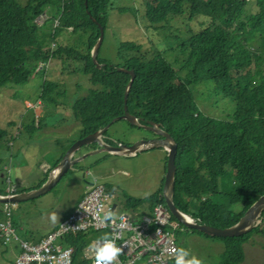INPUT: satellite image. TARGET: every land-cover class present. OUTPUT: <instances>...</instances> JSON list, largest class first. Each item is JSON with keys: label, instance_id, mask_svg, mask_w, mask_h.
I'll list each match as a JSON object with an SVG mask.
<instances>
[{"label": "trees", "instance_id": "1", "mask_svg": "<svg viewBox=\"0 0 264 264\" xmlns=\"http://www.w3.org/2000/svg\"><path fill=\"white\" fill-rule=\"evenodd\" d=\"M133 1L138 8L131 7L130 11L135 14L140 9L147 28H168V21L179 16L188 20L200 17L204 22L196 32L174 36V43L161 51L146 53L133 41H120L111 62L100 51L115 0H0V86H24L38 75L41 84L37 101L43 105L37 111L47 114L52 110L44 103H54V95L63 93L57 89L58 81L48 78L49 63L58 62L60 74L87 77L90 88L70 105L78 134L64 147V154L76 140L106 125L110 126L103 132L104 142L119 143L108 139V130L119 121L112 120L123 115L124 92L130 79L119 69L132 71L127 112L140 125L158 124L176 144L173 205L197 224L231 227L264 194V0ZM47 7L49 17L38 27L34 21ZM91 18L103 29L95 63L91 51L99 28ZM207 83L233 103L228 121L200 111L192 90ZM27 115V121L19 127L27 134H36L44 114ZM14 128L12 122L0 128V148L6 145L7 149L19 135ZM89 147L94 149L95 145ZM58 163L59 159L51 168ZM9 172L7 162L0 157V196L7 195L1 188L5 183L14 186V193H21L38 189L46 180L44 176L36 186L21 189L10 183ZM162 187L163 181L145 199L149 202L146 213L157 204L165 206ZM145 200L126 197L124 204L138 205ZM3 206L0 203V221H4ZM259 219L251 231L238 237H209L191 231L222 242L217 264H241L243 244L253 235L264 239V210ZM11 223L16 231L12 215ZM98 234H68L59 240L72 250L71 264H90L83 259V249L98 239ZM23 239L35 243L38 237L29 233ZM0 246L6 248L1 239Z\"/></svg>", "mask_w": 264, "mask_h": 264}, {"label": "rangeland", "instance_id": "2", "mask_svg": "<svg viewBox=\"0 0 264 264\" xmlns=\"http://www.w3.org/2000/svg\"><path fill=\"white\" fill-rule=\"evenodd\" d=\"M115 6L116 8L109 14V25L105 31L100 51V55L111 62L115 59L116 48L120 41H133L141 45L142 50L146 53H151L155 50L161 51L172 42L174 43V40L177 39L174 36L180 38L190 32H196L204 22V19L200 17L188 20L184 16H179L168 21V28L154 30L147 28L148 25L144 21L140 9L135 14L130 11L131 7L138 8L133 0H115ZM252 6L253 3L249 5L248 9ZM118 9L122 11L118 12ZM168 60L171 61L170 58ZM58 64V62L53 61L49 63L48 67H45L48 78L58 81L59 86H57V89L63 93L54 95V103H44L52 111L46 116L41 130L36 134H27L19 126L22 122L27 121L25 119L28 116L27 113L36 112L39 107L42 109L43 104H38L39 86L41 84L38 75L32 77L24 86H0V128H4L9 122L15 124L13 130L19 127V130L14 131L19 132V135L16 138L14 137L15 140L12 144L10 143L7 149H5L6 145L0 148V157L5 159L11 173L9 176L11 184L16 183L15 178L22 177L25 169L23 165L32 169L29 174L33 176L36 173L41 174L38 167L39 162H47L49 168L52 167L55 148L60 151L63 150L65 147V136H75L77 134V127L66 124L67 121H75L70 105L73 101L86 94L90 84L87 77L80 73L72 76L64 73L60 74V66ZM39 67H37L38 70ZM192 91L195 95V101L203 114L216 120L228 121L234 105L230 100L217 94L211 83L193 87ZM44 133H46L45 137H43ZM108 135L111 136L109 140L113 141V139H116V141L124 145L134 143L135 141L130 143L129 141L136 136L142 138L141 140L154 138L151 137L152 134L150 132L133 128L124 120L114 123L108 130ZM147 151L131 157H128V155H113L116 157L113 159L106 152H101L96 156L90 155L85 160H81L71 166L46 193L30 200L21 201L22 203H14L13 206L9 204L12 211V219L17 224L16 233L23 239L29 233L42 235L48 232L54 224H57L62 213L72 208L81 193L83 196L86 183H91L94 179L98 184H104L107 189L113 192L118 205L115 213H146L149 202L145 199L158 190L162 181L164 183L167 160L166 154L158 151L157 148ZM13 152H18L19 156L10 159L9 154ZM81 152L76 153L75 156L81 155ZM16 160L22 162L16 164ZM95 160L98 161L96 164L94 163ZM15 164L17 169H15ZM41 168L43 173L44 170L49 169L44 166ZM95 168L97 170L100 169L99 172H95ZM93 171L95 172L94 174ZM124 171L128 173H124ZM95 174H99L103 178H99ZM33 176L28 177L29 180ZM34 182L35 180L32 181V186H36L38 183ZM1 188L5 189L7 193L6 183L1 185ZM126 197L143 199L145 202L138 205H125ZM53 213L57 214L55 223L50 219ZM259 220L256 224H259ZM178 224V228L173 231L178 247L188 249L193 255L201 259L203 264H217L223 251L222 242L192 232L190 228L181 222ZM105 235H108L107 232H100L96 238L99 239ZM263 244L264 239L257 235H253L249 242L243 244L245 257L241 264H264ZM5 251L7 252H2L0 255V264H14L13 246L7 247Z\"/></svg>", "mask_w": 264, "mask_h": 264}, {"label": "built area", "instance_id": "3", "mask_svg": "<svg viewBox=\"0 0 264 264\" xmlns=\"http://www.w3.org/2000/svg\"><path fill=\"white\" fill-rule=\"evenodd\" d=\"M49 10L47 7L44 14L35 19L37 26L44 24L47 19L45 14ZM12 195H15L13 186L7 187L5 196ZM116 201L113 192L106 190L103 185L95 183L94 180L87 183L83 196L68 216L50 235L35 243L20 239L16 235L9 206L14 204L6 203L3 206L4 221H0V239L6 247H12L13 242L19 241L18 249L22 253L15 255L14 264H71L72 250L62 246L59 240L68 234L93 231L108 232L111 237H115L116 243L124 242L125 247H121L122 253L117 264H175L169 249L177 247L173 231L179 224L171 220V213L160 204L155 205L149 213H115L111 206L114 204L118 208ZM105 209H110L114 218L102 223ZM133 217L138 218V222L131 221ZM86 230L89 232H82ZM96 240L98 239L91 240L83 249V259L90 264H94V253L89 246Z\"/></svg>", "mask_w": 264, "mask_h": 264}, {"label": "water", "instance_id": "4", "mask_svg": "<svg viewBox=\"0 0 264 264\" xmlns=\"http://www.w3.org/2000/svg\"><path fill=\"white\" fill-rule=\"evenodd\" d=\"M93 22L95 20L91 18ZM96 23V22H95ZM97 24V23H96ZM99 28V37L97 39V42L95 43L92 51H91V57L93 62L95 63V56L97 55V51L101 45L102 38H103V29L102 27L97 24ZM99 67L100 65H97ZM127 74L130 75L129 82L126 86L125 92H124V106H123V115L113 119L111 123H113L116 120H124L130 125L139 127L143 130L149 131L155 135L158 136V138H152V139H145V140H138L130 145H124L119 144L117 146L107 145L105 143H102L99 140V136L102 135L103 131L107 130L110 125H106L102 130H98L93 134H90L88 136H85L82 139L76 140L64 153L63 158L61 161L52 168L53 171H57V175L54 177H51V174L47 178L44 184H42L38 189L30 192H25L21 194H15L12 196H0V203H19L21 201H26L33 199L41 194L46 193L49 191L52 186L67 172V170L73 166L75 163L79 162L80 159H74L73 161H70L69 156L73 154L74 152L78 151L81 147L94 143L98 150L100 151H106L109 154H120V155H129L134 156L138 153L159 148L162 147L166 151V170H165V176H164V183L162 187V195L164 197L165 205L171 215L175 217L177 220L182 221V216L176 209V207L173 205L172 202V193H173V177H174V157H175V151H176V144L173 140V138L161 130L158 124H155L153 122H148L147 125H140L137 121V119L130 115L125 107L126 104V96L129 90V87L131 86V83L133 81V73L132 71H124ZM111 151V152H110ZM119 151V152H118ZM99 152L93 151V154H98ZM71 164V166H70ZM264 210V195L260 196L242 215V217L238 220L236 224H234L231 227L225 228V229H217L214 227H210L207 225H187V227L196 230L197 232H200L204 235H207L209 237H238L241 236L249 231L252 230L254 226H256L257 219L259 218L261 212ZM187 222H183L185 225ZM254 223V226H253Z\"/></svg>", "mask_w": 264, "mask_h": 264}, {"label": "crops", "instance_id": "5", "mask_svg": "<svg viewBox=\"0 0 264 264\" xmlns=\"http://www.w3.org/2000/svg\"><path fill=\"white\" fill-rule=\"evenodd\" d=\"M24 102H26L27 103V101L26 100H24ZM40 104V103H39ZM39 109H41L40 107H39ZM35 113H40V115L41 114H44V118H43V121H44V119L46 118V116L49 114V113H44V110H42V111H37L36 110V112ZM66 124H68V125H70V126H74V127H77V134H78V126H77V124H76V122L74 121H72V122H69V121H67L66 122ZM50 129H52V128H50ZM77 134L75 135V136H72V135H67V136H65V139H64V141H65V146L67 145V143L69 142V141H71V140H74V139H76V137H77ZM46 136V133H44L43 134V137H45ZM102 141L104 142L105 141V137L102 135ZM111 137H108V139H110ZM142 138H140V137H133V138H131V140H130V142H133V141H138V140H141ZM150 139V138H149ZM113 141H115L114 139H113ZM118 142V141H117ZM120 144H121V142H119ZM119 143H116V144H119ZM10 144V143H9ZM157 150L158 151H161L162 153H165L166 154V151L163 149V148H157ZM80 151H82L80 154L81 155H77V156H75V154L76 153H78V152H80ZM146 152H148V151H146ZM142 153H144V152H142ZM99 154V153H98ZM139 154H141V153H139ZM13 155L14 156H11V158L13 159V158H16V157H18L19 155H18V152H13ZM63 155V150H57V148H55V150L53 151V163H55L58 159H59V161H60V159L62 158L61 156ZM92 156V155H97V154H93V149L92 148H90L89 146H87V145H85V146H83V147H81L77 152H75V153H73V154H71L70 156H69V159H70V161H73L74 159H80V161L81 160H85L86 159V157H88V156ZM138 154H136V155H134V156H137ZM109 157H111V159H113V158H116L115 156H113V155H111V156H109ZM128 157H131V156H129L128 155ZM18 162H22V161H19V160H16V164L18 163ZM96 162H98L97 160H95L94 161V163L96 164ZM16 164H15V169H17L16 168ZM94 164V165H95ZM42 166H44L45 168H49V166L47 165V162H39V164H38V167H39V171H41L40 173L41 174H37L36 173V175L35 176H33L32 174H29L31 171H32V169L30 168V167H28V166H24L23 165V167L25 168L24 169V171H23V174H22V177H20V178H15L16 179V183L14 184L15 186H17L18 188L20 187L21 189H27V188H29V187H31L32 186V181H34L35 180V182L34 183H37V182H39L42 178H44V176H46V178L48 177V175L51 173V171H52V169H48V170H44V173H43V171H42ZM30 168V169H29ZM100 170V169H99ZM99 170H97V168H95V172H99ZM94 171H93V174L95 173ZM10 173V172H9ZM124 173H128V172H126V171H124ZM11 174V173H10ZM97 177H99V178H101L102 176H99V174H95ZM30 176H33V178L31 179V180H29V178L28 177H30ZM103 178V177H102ZM33 183V184H34ZM99 184H101V185H104V184H102V183H99ZM106 187V186H105ZM107 188V187H106ZM108 191H110L109 189H108ZM23 192H28V191H23ZM84 192V191H83ZM112 192V191H111ZM81 196H82V193H81V195H80V197L74 202V204H73V206H72V208H74L75 207V205H76V203L79 201V199L81 198ZM71 208V209H72ZM68 210V211H64L63 213H62V215H61V218L58 220V222H57V224H54L51 228H50V230L48 231V232H45V233H43L42 235L41 234H39V235H37V234H33V236H35V237H38V240L37 241H39L42 237H44V236H46L48 233H50L51 232V230L54 228V227H56L65 217H66V215L68 214V213H70L72 210ZM17 234V233H16ZM18 235V234H17ZM20 238V237H19ZM20 239H22V238H20ZM24 240V239H23ZM36 241V242H37ZM13 253H14V256H15V254H16V252H17V248L15 249V247H13ZM2 252H7V251H5V249L3 248V247H1L0 246V255L2 254Z\"/></svg>", "mask_w": 264, "mask_h": 264}, {"label": "clouds", "instance_id": "6", "mask_svg": "<svg viewBox=\"0 0 264 264\" xmlns=\"http://www.w3.org/2000/svg\"><path fill=\"white\" fill-rule=\"evenodd\" d=\"M105 189L108 190L106 187ZM113 218V212L110 209H105L101 222H109L112 221ZM50 219L53 223H55L57 220V214L53 213ZM89 247L94 253V264H117V261L122 253V248L117 246L115 237L108 235H105L104 237L94 241ZM169 251L174 257L175 264H203L201 259L197 258V256L193 255L188 249H185L184 247H171Z\"/></svg>", "mask_w": 264, "mask_h": 264}, {"label": "bare ground", "instance_id": "7", "mask_svg": "<svg viewBox=\"0 0 264 264\" xmlns=\"http://www.w3.org/2000/svg\"><path fill=\"white\" fill-rule=\"evenodd\" d=\"M41 14H44V13H41ZM45 16H47V19H48V17H49V15L48 14H45ZM96 22V21H95ZM58 25V24H57ZM55 23L53 24V26L55 27V26H57ZM42 26V25H41ZM38 27H40V26H38ZM41 67H39V69H40ZM38 70V69H37ZM120 71H127V70H123V69H119ZM39 104V103H38ZM124 106V105H123ZM125 107H126V105H125ZM127 110V109H126ZM116 119V118H115ZM102 130V129H101ZM104 132V131H103ZM102 135H103V133H102ZM102 135L101 136H99V140L102 142V143H105V142H103L102 141ZM88 136V135H87ZM150 139H152V138H150ZM105 144H107V143H105ZM120 144V143H119ZM119 144H116V146L117 145H119ZM89 146L90 145H95L94 143H92V144H88ZM107 145H109V144H107ZM9 146H10V144H9ZM164 149V148H163ZM93 151H96V152H99V153H101V152H106V151H100V150H98V147L95 145V148L93 149ZM77 152V151H76ZM111 152V151H110ZM119 152V151H118ZM106 153H108V152H106ZM109 154V153H108ZM110 155H113V154H110ZM114 155H120V154H114ZM122 156H125V155H122ZM127 156V155H126ZM63 158V157H62ZM61 158V159H62ZM61 159H60V161H61ZM70 166H71V164H70ZM53 170V169H52ZM52 172V171H51ZM87 173H88V171H87ZM51 174V173H50ZM49 174V175H50ZM49 175H48V177H49ZM57 175V171H53L52 172V175H51V177H54V176H56ZM47 177V178H48ZM47 178H46V180H47ZM45 180V181H46ZM94 182L95 183H97V181L94 179ZM45 183V182H44ZM43 183V184H44ZM16 191V190H15ZM31 191H34V190H31ZM17 192V191H16ZM28 192H30V191H28ZM21 193H25V192H21ZM21 193H15V194H21ZM264 195V194H263ZM4 196V195H3ZM163 196V195H162ZM164 198V197H163ZM165 202V201H164ZM4 204H6V203H4ZM12 204V203H11ZM14 204V203H13ZM160 205H162V204H160ZM163 207H165L166 209H167V207H166V205L164 206L163 205ZM111 208H112V210L115 212V210H116V208H115V205L113 204L112 206H111ZM168 210V209H167ZM168 212H169V210H168ZM180 214H181V216H182V221H179V220H177L175 217H173V216H171V220H173V221H175L176 223H179V222H181L182 224H183V222L185 221V222H187L186 224H185V226L187 227V225H194V224H197V223H195L192 219H191V217L189 216V215H186V214H182V212H180V211H178ZM118 213H120V212H118ZM173 217V218H172ZM258 220H259V218L257 219V222H258ZM131 221H133V222H138V218H136V217H133V218H131ZM59 225V224H58ZM184 225V224H183ZM257 225V224H256ZM253 226H254V223H253ZM255 227V226H254ZM253 227V228H254ZM189 228V227H188ZM191 229V228H190ZM218 229V228H217ZM191 230H193V229H191ZM123 231H125V230H123ZM82 232H89V230H86V231H82ZM103 232H105V231H103ZM52 233V231L50 232V233H48L47 235H50ZM112 234H113V232H111ZM107 234H108V236H110V234L107 232ZM17 235V234H16ZM176 240V239H175ZM117 245H119L120 247H125V244H124V242L123 241H119V242H117L116 243ZM176 244H177V242H176ZM18 245H19V241H17V242H13L12 243V246L13 247H15V249L17 248V252H16V254L18 253V254H21L22 253V250H20V249H18ZM177 247H178V244H177ZM6 249V248H5ZM15 254V255H16Z\"/></svg>", "mask_w": 264, "mask_h": 264}]
</instances>
